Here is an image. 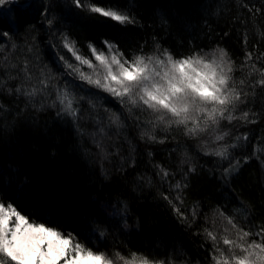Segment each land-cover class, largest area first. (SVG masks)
<instances>
[{
  "label": "trees",
  "instance_id": "16d2710c",
  "mask_svg": "<svg viewBox=\"0 0 264 264\" xmlns=\"http://www.w3.org/2000/svg\"><path fill=\"white\" fill-rule=\"evenodd\" d=\"M89 2L120 9L135 23L122 25L73 0L0 6V202L11 203L30 222L71 233L114 264L117 252L128 260L136 253L164 264H213L216 253L205 229L217 241L224 228L229 239L237 238L217 210L251 233L264 226V85L257 83L264 77L251 71L252 65L264 70V0ZM65 34L88 59L94 58L89 45L103 52L105 41L128 60L159 54L157 49L176 59L224 49L242 91L233 112L237 118L197 135L175 124L153 127L150 110L129 112L117 97L65 66L66 60L80 68L62 45ZM25 62L32 80L24 77ZM41 69L54 78L51 84L66 85L79 99L77 119L60 113L58 102L52 106L57 97L51 85L46 93L25 94L40 87ZM113 115H119V123L110 122ZM215 133H228L224 145H236L229 153L239 167L231 175L224 171L229 161L206 154L212 150L202 144ZM162 170L169 175L164 177ZM177 182L186 185L182 203L175 201ZM117 210L120 214H114Z\"/></svg>",
  "mask_w": 264,
  "mask_h": 264
},
{
  "label": "snow or ice",
  "instance_id": "6c2138e0",
  "mask_svg": "<svg viewBox=\"0 0 264 264\" xmlns=\"http://www.w3.org/2000/svg\"><path fill=\"white\" fill-rule=\"evenodd\" d=\"M19 4V0H0V6L5 4ZM73 3L79 7H87V10L100 14L103 17L112 19L120 24L135 23L128 14L120 13L111 7H101L85 0H73ZM22 8L30 7L29 4L20 5ZM47 11V10H45ZM52 20H48L51 25ZM2 35L7 36V33ZM62 45L66 48L80 65H87L95 72L96 66L92 60L79 54L74 41H69L65 34L61 37ZM107 45L109 55L104 52H98L97 49L89 45L92 56L95 58L103 71L95 72L97 78L87 75L74 67L68 61H64L65 66L72 70L73 74H78L79 78L87 83L95 85L104 91L117 97L122 104L128 105V111L133 108L141 110H150L153 119L149 123L156 127L163 125L165 128H171L173 124L177 127L184 126L185 133L188 135H197L206 133L209 128L213 131L219 128L221 120L232 121L236 119L233 112L236 106L241 102L242 91L236 86L233 80V61L228 58L226 50L217 48L212 53L201 55L196 53L191 56L176 59L168 50L160 51L153 55H134L131 60L123 56V53L115 48L114 45ZM15 48V45H12ZM211 56V59L206 57ZM252 54L248 53L246 59L251 60ZM64 60L63 57H60ZM26 80H32L33 76L28 71L27 62L22 69ZM252 72L259 71L264 77V70L251 67ZM54 78L44 69L40 70L39 88L35 86L25 94L35 96L37 92L46 93L49 86L56 93V100L52 106L60 105V113L77 119L79 108L74 105L79 103V99L65 85L63 88L51 84ZM240 85H244L241 80ZM257 83L264 85V79ZM17 91H20L18 88ZM58 113V114H60ZM242 118L248 119V113H243ZM110 122L119 123V115H113ZM190 125V126H189ZM103 131V129H101ZM228 133H217L215 141L224 140ZM149 139L155 140V136H149ZM240 139V138H238ZM246 139V137H243ZM162 142V141H161ZM97 147L103 148L100 142ZM236 145H223L219 150H212L210 155L221 157L229 161V167L226 168V176L238 171L239 161L232 163L230 160L229 148ZM247 159V158H246ZM194 171V169H191ZM162 175L167 177V170H162ZM177 190L175 201L182 203L180 192L186 185L177 182L174 186ZM165 200L172 205L175 212L183 216L176 203L168 196ZM219 215L236 232V239H229L228 228H224V235L217 236L214 232L205 229L206 235L213 241V264H264V226L256 233L246 231L237 225L233 217L228 216L222 210H217ZM114 214H120L115 211ZM193 210V216H195ZM186 219V218H185ZM100 237L104 232L96 230ZM255 236L258 239L249 241L247 238ZM222 243L227 246V251L219 245ZM239 250L240 255L236 254ZM117 264L122 261L123 264H164V261H152L147 257L131 254V260L125 259L118 252L114 254ZM114 264L113 259L106 253L94 252L87 248L71 233L64 235L53 227H48L43 223L30 222L29 218L23 215L14 205L9 203L5 206L0 202V264Z\"/></svg>",
  "mask_w": 264,
  "mask_h": 264
},
{
  "label": "rangeland",
  "instance_id": "374dc122",
  "mask_svg": "<svg viewBox=\"0 0 264 264\" xmlns=\"http://www.w3.org/2000/svg\"><path fill=\"white\" fill-rule=\"evenodd\" d=\"M106 8H107V7H106ZM111 8H112V7H111ZM112 9H113V10H116V11H119V12L122 13V14L125 13L124 11H122V10H120V9H116V8H112ZM103 52H104L105 55H109L108 48H107L105 51H103ZM209 54H210V53H209ZM201 55H204V54H201ZM206 58H207V59H211V56L209 55V56L206 57ZM90 60H92L93 64L96 66V68H95V72L100 73V76H101V78H102V76H103V71H102V69H101V67H100V65H99V62H97V61L95 60V58L90 59ZM79 65H80V63H79ZM80 68H81L82 72H84L85 74L93 76L94 79L97 78L96 75H95V72L93 71V69H90L87 65H80ZM215 135H216V133L213 134V135H211L209 139L205 140L204 143H202L203 146H204V145L207 146V147H206L207 150H219V148H220L221 146L224 145L223 140H222V141H215V140H214ZM204 147H205V146H204ZM61 264H63V262H61Z\"/></svg>",
  "mask_w": 264,
  "mask_h": 264
}]
</instances>
